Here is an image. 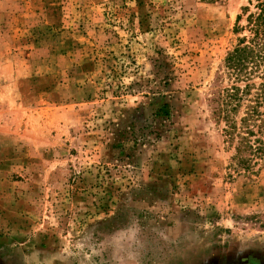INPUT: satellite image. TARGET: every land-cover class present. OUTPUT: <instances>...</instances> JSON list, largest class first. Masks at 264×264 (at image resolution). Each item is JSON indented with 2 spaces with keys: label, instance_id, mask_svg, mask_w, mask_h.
<instances>
[{
  "label": "rangeland",
  "instance_id": "1",
  "mask_svg": "<svg viewBox=\"0 0 264 264\" xmlns=\"http://www.w3.org/2000/svg\"><path fill=\"white\" fill-rule=\"evenodd\" d=\"M256 4L0 0V264H264L211 102Z\"/></svg>",
  "mask_w": 264,
  "mask_h": 264
},
{
  "label": "trees",
  "instance_id": "2",
  "mask_svg": "<svg viewBox=\"0 0 264 264\" xmlns=\"http://www.w3.org/2000/svg\"><path fill=\"white\" fill-rule=\"evenodd\" d=\"M256 1L259 11L247 16L251 36L239 38L224 58L230 84L211 98L213 117L224 122L223 133L234 148L233 165L246 172L264 163V0ZM254 78L261 82L256 85ZM160 112L169 114L166 105Z\"/></svg>",
  "mask_w": 264,
  "mask_h": 264
}]
</instances>
